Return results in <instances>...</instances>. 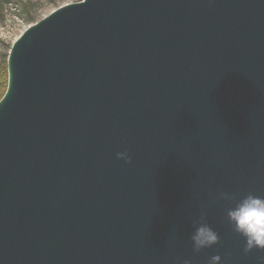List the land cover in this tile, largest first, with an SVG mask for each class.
I'll return each instance as SVG.
<instances>
[{"label":"water","instance_id":"1","mask_svg":"<svg viewBox=\"0 0 264 264\" xmlns=\"http://www.w3.org/2000/svg\"><path fill=\"white\" fill-rule=\"evenodd\" d=\"M6 70L0 264H262L215 197L264 196V0L67 3Z\"/></svg>","mask_w":264,"mask_h":264},{"label":"clouds","instance_id":"2","mask_svg":"<svg viewBox=\"0 0 264 264\" xmlns=\"http://www.w3.org/2000/svg\"><path fill=\"white\" fill-rule=\"evenodd\" d=\"M115 155L117 159L126 163L131 162L126 150L118 151ZM215 200L228 203L225 219L231 230L243 237V251L248 253L253 249L264 250V196L252 192L238 195L230 191H221ZM191 226L192 230L188 238L193 252H199L219 243V234L208 222L205 211L191 218ZM261 261L264 264V258H261ZM220 262L221 256L213 254L207 264H220ZM182 264H191V260L185 258Z\"/></svg>","mask_w":264,"mask_h":264},{"label":"rangeland","instance_id":"3","mask_svg":"<svg viewBox=\"0 0 264 264\" xmlns=\"http://www.w3.org/2000/svg\"><path fill=\"white\" fill-rule=\"evenodd\" d=\"M79 0H32L35 2L31 9V20H25L26 13L20 12L16 5L10 4L0 15V58L8 54L13 42L31 24L37 22L55 8ZM28 15V12H27Z\"/></svg>","mask_w":264,"mask_h":264},{"label":"trees","instance_id":"4","mask_svg":"<svg viewBox=\"0 0 264 264\" xmlns=\"http://www.w3.org/2000/svg\"><path fill=\"white\" fill-rule=\"evenodd\" d=\"M50 1L52 2V0ZM10 4L16 5V8H18L21 13H26L25 20L28 21L32 19L30 14L35 2H32V0H0V15H2L3 9ZM6 58L7 54L0 58V97L4 93L7 84Z\"/></svg>","mask_w":264,"mask_h":264}]
</instances>
